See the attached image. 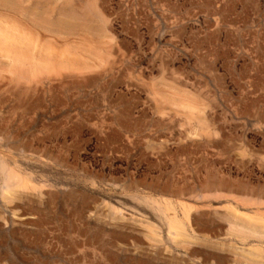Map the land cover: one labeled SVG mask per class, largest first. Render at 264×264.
Masks as SVG:
<instances>
[{"label": "rangeland", "instance_id": "rangeland-1", "mask_svg": "<svg viewBox=\"0 0 264 264\" xmlns=\"http://www.w3.org/2000/svg\"><path fill=\"white\" fill-rule=\"evenodd\" d=\"M263 200L264 0H0V264H264Z\"/></svg>", "mask_w": 264, "mask_h": 264}, {"label": "bare ground", "instance_id": "bare-ground-1", "mask_svg": "<svg viewBox=\"0 0 264 264\" xmlns=\"http://www.w3.org/2000/svg\"><path fill=\"white\" fill-rule=\"evenodd\" d=\"M26 1V0H25ZM158 1V0H157ZM87 3V2H86ZM95 7V6H94ZM29 8V7H28ZM114 8V7H113ZM138 15V14H137ZM101 16V15H100ZM102 18V16H101ZM103 22V20H102ZM150 22V21H149ZM173 22V21H172ZM180 22V21H179ZM109 29V28H108ZM135 32V31H134ZM67 45V43H66ZM134 53V52H133ZM132 68V67H131ZM128 71V70H127ZM123 74V73H122ZM129 74V73H128ZM125 75V74H124ZM127 79V78H126ZM110 83V82H109ZM144 86V85H143ZM132 87V86H131ZM134 88V87H133ZM135 89V88H134ZM121 90V89H120ZM117 92V91H116ZM138 93V92H137ZM124 97V96H123ZM135 97V96H134ZM126 99V98H125ZM122 101V100H121ZM190 106V105H189ZM158 108V107H157ZM193 113V112H192ZM139 116V115H138ZM196 118V117H194ZM139 119V118H138ZM165 119V118H164ZM174 119V118H173ZM163 120V119H162ZM171 120V119H170ZM179 120V119H178ZM131 123V122H130ZM161 124V123H160ZM160 126V125H159ZM182 127V126H181ZM172 128V127H171ZM174 128V127H173ZM131 129V128H130ZM184 130V129H183ZM171 131V130H170ZM157 132V131H156ZM203 132V131H202ZM170 133V132H169ZM185 133V132H184ZM181 140V139H180ZM177 141V140H176ZM195 149V148H194ZM8 153V152H7ZM192 153V152H191ZM185 158V156H184ZM12 159V158H11ZM173 161V160H172ZM177 164V163H176ZM180 164V163H179ZM178 165V164H177ZM3 169V168H2ZM4 170V169H3ZM7 174V179H6V185L8 187V189L13 188V187H18V185H20L22 183L21 178L18 176L17 173H15L13 170H8L6 171ZM28 176V175H27ZM30 186V185H29ZM16 187V188H17ZM17 191V190H16ZM6 192V191H5ZM54 196V195H53ZM264 201V200H263ZM254 205V204H253ZM159 207V206H158ZM169 209V208H167ZM187 211V210H186ZM238 211V210H237ZM162 212V211H161ZM188 213V212H187ZM166 214V213H165ZM240 215V214H239ZM247 216V215H246ZM251 216V215H250ZM253 216V215H252ZM169 217V216H168ZM254 217V216H253ZM260 218V217H258ZM255 219V218H254ZM256 220V219H255ZM263 221V220H262ZM175 222V221H174ZM252 223V222H251ZM258 224V223H257ZM173 229V228H172ZM177 229V228H176ZM178 230V229H177ZM179 231V230H178Z\"/></svg>", "mask_w": 264, "mask_h": 264}]
</instances>
